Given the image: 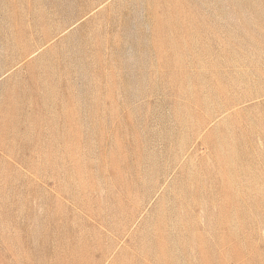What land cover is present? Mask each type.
Masks as SVG:
<instances>
[{
	"label": "rangeland",
	"instance_id": "1",
	"mask_svg": "<svg viewBox=\"0 0 264 264\" xmlns=\"http://www.w3.org/2000/svg\"><path fill=\"white\" fill-rule=\"evenodd\" d=\"M0 264H264V0H0Z\"/></svg>",
	"mask_w": 264,
	"mask_h": 264
}]
</instances>
